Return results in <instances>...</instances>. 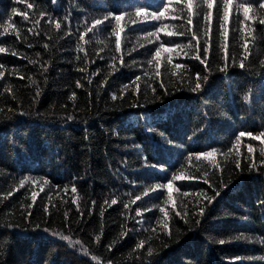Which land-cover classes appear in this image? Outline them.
<instances>
[{"label":"trees","instance_id":"obj_1","mask_svg":"<svg viewBox=\"0 0 264 264\" xmlns=\"http://www.w3.org/2000/svg\"><path fill=\"white\" fill-rule=\"evenodd\" d=\"M262 3L0 0V264H264Z\"/></svg>","mask_w":264,"mask_h":264},{"label":"snow or ice","instance_id":"obj_2","mask_svg":"<svg viewBox=\"0 0 264 264\" xmlns=\"http://www.w3.org/2000/svg\"><path fill=\"white\" fill-rule=\"evenodd\" d=\"M187 2V5H188V11L191 13L192 12V9H193V5H192V0H186ZM204 2L206 3L207 5V8L209 9V12L207 14V17L206 19H209L211 20L212 16H213V13H212V9L214 7V4L216 3V0H204ZM232 3H233V0H223V20L225 22H228L229 21V17H230V12H231V9H232ZM29 7H31V5H29ZM243 7V13H244V17L245 19L244 20H241L240 23L241 25H244L247 23V21L249 20V12L251 10V4L250 3H246L244 5H242ZM260 7L264 8V3H262L260 5ZM145 9L143 8H139L137 9V15H141L142 13H144ZM165 11H166V8L164 10H161L160 12H152L151 13V17L153 19H160L161 17H163L165 15ZM217 11H219V7L217 6ZM238 15V13L236 14ZM25 19H27V17H25ZM107 17L105 18V21H107ZM122 19V16L120 15H117L115 16V20L116 21H120ZM104 21H96V26H99L101 23H103ZM189 24L192 23L191 19H189L188 21ZM259 23L261 24H264V19H260ZM56 28L59 29L60 28V24L59 23H56ZM157 31H159V29H157ZM167 35L171 36L173 35V33L169 32L167 33ZM117 36V39H116V44H117V49L119 50L120 48V33L117 32L116 34ZM161 48H163L164 51L166 52H171L173 51V49L171 48H167L165 47L163 44L161 45ZM161 48H157L156 49V53H155V56L156 57H159L160 54H161ZM245 48H247V43H245ZM6 49L4 47H0V53H5ZM204 53H205V56H204V59L201 60V63H204L206 60H207V56L208 54H210V46L209 47H205L204 48ZM197 59H200L199 55L196 57ZM226 58H227V54H226ZM149 63H151V61H149ZM2 67V66H0ZM177 67H180L179 65H177ZM241 67H243V63H241ZM4 75L3 72H0V77H2ZM197 88H199V84H197ZM196 89H193V91H195ZM116 97H113V99H115ZM69 119H71V117H69ZM245 134L244 133H240V136L238 137V139H240L241 137H243ZM251 135V134H249ZM251 151V149H249ZM175 179L177 180H182L184 179V177L182 176H176ZM167 188L169 190H171L172 188V181L170 180L167 184ZM75 189H73L74 191ZM11 195V194H10ZM217 195H219V193H217ZM36 198V194L33 193V199L35 200ZM137 199H140L139 197H137ZM213 202V198H209L208 199V203L211 204ZM113 204L116 203L115 200L112 201ZM31 207V206H30ZM127 207V205L125 206ZM161 212H164L165 210L163 208L160 209ZM204 209H201V214L203 213ZM39 227V226H37ZM221 243H224V241H221ZM233 264H236V262L234 261Z\"/></svg>","mask_w":264,"mask_h":264}]
</instances>
